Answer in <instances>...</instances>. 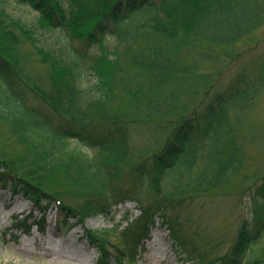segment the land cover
I'll list each match as a JSON object with an SVG mask.
<instances>
[{"label": "trees", "instance_id": "trees-1", "mask_svg": "<svg viewBox=\"0 0 264 264\" xmlns=\"http://www.w3.org/2000/svg\"><path fill=\"white\" fill-rule=\"evenodd\" d=\"M15 1L38 19L29 23L0 8V99L7 101L0 119L15 143L0 144V189L26 196L44 221L56 206L62 236L136 202L139 217L128 213V226L112 231L118 243L108 239L111 232L86 230L96 264L137 262L158 220L187 261L264 264V176L256 208L226 254L188 240L182 221L242 166L238 127L264 92V64L212 95L218 75L202 67L221 62L227 45L264 26V0ZM45 30L56 34L52 44ZM25 44L48 67L47 81L26 68ZM202 92L205 104L189 109L182 101ZM44 221L36 225L46 228Z\"/></svg>", "mask_w": 264, "mask_h": 264}, {"label": "rangeland", "instance_id": "rangeland-1", "mask_svg": "<svg viewBox=\"0 0 264 264\" xmlns=\"http://www.w3.org/2000/svg\"><path fill=\"white\" fill-rule=\"evenodd\" d=\"M0 8H4L12 17L29 23L37 22L38 14L26 6H20L15 0H0ZM42 35L51 44L56 40V34L52 32L45 30ZM23 51L30 57L26 68L32 76L47 81L48 67L38 61L29 44L24 45ZM222 59L217 64L202 67V73L214 77L218 75L211 95L219 90L225 91L232 79L242 71L249 68H258L260 71L264 64V26L250 33L238 44L227 45L223 49ZM0 92L2 93L1 88ZM207 100L208 97L203 92L194 98L182 96V101L189 103V109L205 104ZM29 103L37 107L39 105L33 99H29ZM6 104L7 101L1 98L0 109H5ZM39 107L43 110L42 106ZM48 115L55 127L60 125L61 121L51 115L50 111ZM243 122L237 132L239 141H243L240 170L222 190L202 198V207V204L197 203V209L182 213L185 237L198 242L202 249L215 248L217 255L228 252L243 219L251 216V208H256L255 192L264 176V92L254 99L248 113L243 117ZM9 129V123L0 119V144L9 146L8 149L15 146ZM71 147L83 148L76 141L71 142ZM197 167L192 178L200 173L202 164ZM138 206L136 202L130 201L126 205H118L114 218H89L84 225L75 227L69 235L62 237L56 231L60 225L56 206L53 205L44 221V216L26 196H14L11 190L0 189V264H96L98 252L87 241L86 230L101 235L111 232L108 239L111 243H118V236L112 231L120 224L122 230L128 226V213L134 218L139 217L141 212ZM14 217L27 221V224L31 225L30 229L16 223ZM43 221L46 228L42 230L36 226V222ZM157 222V226L150 232L145 250H139L138 260L132 264H196L187 261L180 252L182 249L177 250L171 241L169 229L163 226L160 220ZM260 246L255 248L257 252H260ZM255 254H250L248 260L253 259Z\"/></svg>", "mask_w": 264, "mask_h": 264}]
</instances>
